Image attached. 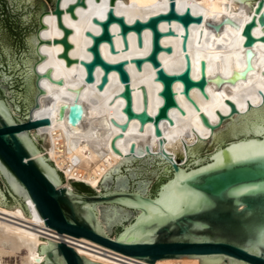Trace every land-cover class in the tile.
Returning a JSON list of instances; mask_svg holds the SVG:
<instances>
[{
	"label": "water",
	"instance_id": "obj_1",
	"mask_svg": "<svg viewBox=\"0 0 264 264\" xmlns=\"http://www.w3.org/2000/svg\"><path fill=\"white\" fill-rule=\"evenodd\" d=\"M122 1L0 0V207L19 208L25 217L43 221L58 233L57 241L39 237L37 256L44 257L33 264H101L77 253L61 234L150 264L163 258L199 259L200 264H264V72L250 92L226 98L214 110L191 119L177 108L172 89L176 80L188 94L192 87L204 90L208 81L220 87L245 79L254 68V37L264 54V0L222 4L243 26L245 64L227 77L217 73L197 80L191 78L189 67L178 74L167 73L157 58L164 34L158 28L161 20L176 19L185 25L202 21L173 7V1L193 0H170L166 13L132 24L113 12ZM77 8L88 12L76 17ZM66 11L76 17L70 25L92 37L91 58L81 61L85 82L94 80L100 66L99 89L112 70L123 84L115 96L124 99L125 120L110 119L121 131L111 139V148L123 155L115 141L132 119L139 122V131L148 122L154 124L98 185L61 174L34 131L49 123L48 116L37 118L44 78L64 84L48 68L47 34L56 24L63 31L60 39H53L62 44L59 56L67 66L76 61L68 53L71 29L62 22ZM204 22L216 31L220 25ZM222 22L239 27L229 17ZM112 23L119 25L124 38L129 31L140 34L144 27L151 29L147 59L163 84L159 92L163 102L154 115L148 112L145 85L140 86L142 107L134 110L125 61L110 63L100 53L102 42L116 52ZM142 62L134 60L137 67ZM82 88L70 89V103L56 109V118L72 127L82 125L85 118L84 104L75 99Z\"/></svg>",
	"mask_w": 264,
	"mask_h": 264
},
{
	"label": "bare ground",
	"instance_id": "obj_2",
	"mask_svg": "<svg viewBox=\"0 0 264 264\" xmlns=\"http://www.w3.org/2000/svg\"><path fill=\"white\" fill-rule=\"evenodd\" d=\"M170 3V0H123L113 11L117 8L115 15L123 17L126 23L132 24L136 20L145 22L151 16L166 13L171 7ZM173 3L177 13L189 12L193 16H200L202 21H193L185 25L179 20L172 19L161 20L158 23L159 30L164 33L160 38L162 50L157 55L159 67L172 74L181 73L189 67L190 76L195 80L202 75L212 77L217 73L227 77L233 69L240 70L244 67L243 26L241 27L223 6L233 5L234 0H193L184 3L173 1ZM78 9L81 8L75 10ZM79 13L85 15L83 12ZM66 14L67 11L62 19ZM225 17L232 19L239 27L229 22H222ZM204 21L220 23L218 30L216 31L212 25H206ZM56 26L57 24L47 37ZM110 31L116 52L110 51L108 42H102L99 49L103 59L110 63L125 61L124 67L132 87L134 110L139 111L142 107L140 86L145 85L148 92V112L154 115L163 102L159 94L163 84L156 79L157 68L147 59L151 50V29L144 27L140 34L129 31L124 38L120 34L119 25L112 23ZM60 38L59 35L57 39ZM90 38L92 37L88 39ZM90 45L87 42L83 44L82 39L72 43L68 53L76 61L67 66L65 60L59 56L62 44L59 41L55 43L57 61L53 76L54 79H63L64 84L51 83L45 112L49 118L48 154L54 160L58 170L66 163L68 168L65 175L98 185L105 173L126 155L132 146L135 147L142 141L154 124L148 122L144 125L143 131H139V122L132 119L127 129L115 141L123 155L111 148V139L121 131L111 123L110 119L114 118L118 122L125 120V114L121 110L124 99L115 96L121 91L123 84L118 72L112 70L108 74V81L103 89H99L98 84L103 73L100 66H97L94 71V80L85 82V68L81 61L90 60L91 52L88 49ZM168 48H170L169 51ZM253 49L255 51L254 68L248 72L245 79H240L235 84L226 82L217 87L208 81L204 90L192 87L189 93L185 94L182 82L176 80L172 89L177 108L183 111L187 119H191L199 116L201 112L214 110L223 104L226 98L230 99L250 92L264 72L263 53L255 39ZM136 58L143 59L140 67L134 63ZM50 62L51 53L48 68ZM45 79L42 87H44ZM80 85H83L82 91L75 99L84 104L85 118L82 125L72 127L64 119L56 118V109L61 104L70 103L73 95L70 89ZM41 98L42 95L37 118ZM61 236L63 241L71 245L77 253L93 262L150 264L81 237L65 234ZM39 237L52 241L60 239L58 233L46 227L43 221L25 217L19 208L11 211L0 207V264H33L43 261L44 254L37 256ZM18 257H21L20 262L6 261ZM153 264H200V261L199 259L163 258L157 259Z\"/></svg>",
	"mask_w": 264,
	"mask_h": 264
},
{
	"label": "rangeland",
	"instance_id": "obj_3",
	"mask_svg": "<svg viewBox=\"0 0 264 264\" xmlns=\"http://www.w3.org/2000/svg\"><path fill=\"white\" fill-rule=\"evenodd\" d=\"M124 3V2H123ZM122 3V4H123ZM121 4V5H122ZM226 5H229L231 6L230 4H226ZM117 9V8H116ZM116 9L113 11L114 14H116ZM79 12H83V13H87L88 11H85V10H82V9H78V10H75V13H76V17L77 16H81V13ZM75 17V18H76ZM73 17H71V15L67 12V14L63 17L62 19V22L64 23V25L66 27H69L71 29V33L69 34L68 36V40L71 42V43H74V42H77V40H81L83 41V44H85L87 42V44H91L92 43V38L88 39L87 37H85L83 34H81L79 31H77L75 28H73L70 23L75 19ZM240 25V24H239ZM241 26V25H240ZM242 27V26H241ZM243 28V27H242ZM61 36L63 35V31L62 29L57 25L53 31L48 35V38H49V45H50V53H51V62H50V66L49 68H51V72H52V77L54 78L53 76V73H54V70H55V67H56V46H55V42H53V39H57L58 36ZM82 38H81V37ZM254 37V36H253ZM84 39V40H83ZM255 39V37H254ZM256 41V39H255ZM257 43V41H256ZM258 44V43H257ZM259 46V45H258ZM260 48V46H259ZM261 49V48H260ZM262 51V50H261ZM263 53V52H262ZM263 58H264V54H263ZM53 82L49 81L47 78L45 79V83H44V89H45V92L42 94V98H41V103H40V108H39V114H38V118L39 117H43V116H46V112H45V105H46V102H47V97H48V91H49V88L52 87V84ZM35 132L37 133L40 141L42 142L43 146L45 147V149L48 151L49 153V144H48V138L50 136V132H49V123L44 125V126H41L39 128H36L35 129ZM54 161V160H53ZM55 163V162H54ZM56 165V164H55ZM67 164L65 163L63 167H61L59 169V172L61 174H64L66 173L67 171V168L68 166ZM21 260V257L19 258H10V259H7L6 261L9 262V263H15V262H20Z\"/></svg>",
	"mask_w": 264,
	"mask_h": 264
},
{
	"label": "snow or ice",
	"instance_id": "obj_4",
	"mask_svg": "<svg viewBox=\"0 0 264 264\" xmlns=\"http://www.w3.org/2000/svg\"><path fill=\"white\" fill-rule=\"evenodd\" d=\"M262 148H264V146H262ZM261 154L264 155V152H262Z\"/></svg>",
	"mask_w": 264,
	"mask_h": 264
}]
</instances>
